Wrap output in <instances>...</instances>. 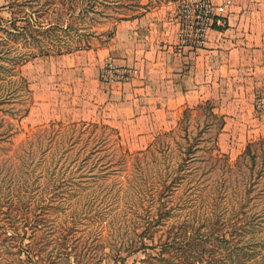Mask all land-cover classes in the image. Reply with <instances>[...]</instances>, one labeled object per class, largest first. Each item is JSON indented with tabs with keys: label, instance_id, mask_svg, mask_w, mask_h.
Segmentation results:
<instances>
[{
	"label": "trees",
	"instance_id": "trees-1",
	"mask_svg": "<svg viewBox=\"0 0 264 264\" xmlns=\"http://www.w3.org/2000/svg\"><path fill=\"white\" fill-rule=\"evenodd\" d=\"M7 1L10 16H0V141L6 143L0 147V236L9 238L6 262L74 258L97 264L106 255L124 260L143 252L132 264H264V137L249 141L235 161L219 164L216 135L224 118L207 100L185 108L177 127L157 134L144 150L122 152L112 145L105 162L98 153L108 147L102 133L108 124L50 121L26 132L21 120L33 92L22 64L91 42L73 24L44 21L46 11L28 7L29 0ZM71 31L78 38L65 41ZM200 113L207 119L193 133L190 119ZM215 125L213 137L201 134ZM202 167L204 174L219 172L199 190L220 199L197 216L187 210L192 190L182 198L181 186ZM234 171L241 173L238 184L230 182Z\"/></svg>",
	"mask_w": 264,
	"mask_h": 264
},
{
	"label": "rangeland",
	"instance_id": "rangeland-1",
	"mask_svg": "<svg viewBox=\"0 0 264 264\" xmlns=\"http://www.w3.org/2000/svg\"><path fill=\"white\" fill-rule=\"evenodd\" d=\"M180 1L29 0L33 6L26 3L28 7L46 11L44 21L61 22L64 26L73 24L81 28L80 31L91 44L90 47L37 55L22 64L21 71L27 76L33 92L31 110L21 120L24 130L32 133L37 126L50 121L84 120L108 124L109 127L102 132L108 138V147L98 153V160L105 162L112 158L113 146H119L122 152L144 150L157 134L177 127L185 108L197 107L207 100L224 118V124L216 135L219 148L217 152L222 156L217 160L218 163L238 159L249 141L264 137V104L261 103L264 99V71L253 70L251 62H246L240 71L237 66L227 67L221 54L211 56L209 64L203 63L201 59L197 60L194 53L189 54L188 48L183 47L191 49L192 46L182 43L179 36L182 23ZM7 3V0H0V16L5 18L10 16ZM16 6L20 8L23 4ZM232 6L242 8L239 9L238 19L247 23L250 36L264 40V0H233L224 11L227 23L219 25L220 27L229 25ZM71 11L76 13L71 14ZM80 11L81 14H78ZM149 12L150 19L158 15L161 19L174 15V26L166 20V33H153L146 39L148 42L154 40L161 47L143 55L146 59L143 67L118 63L108 49L111 37L117 33L118 24ZM153 20L160 21L159 18ZM231 20L233 21V17ZM169 27L171 34L167 32ZM92 30L94 35L88 34ZM71 32V35L64 37L65 41L74 42L78 38ZM210 34L209 31L202 45L193 47H204ZM174 53H178L177 58ZM108 61L117 66H129L133 74L126 79L105 80L102 70ZM206 119L203 113L193 114L189 129L196 132ZM111 128L116 129V132L111 131ZM212 129L214 131L201 134L213 137L216 125ZM24 136V133L18 135L15 145ZM4 144V141H0V147ZM204 152L208 155L210 150ZM209 160L215 158L209 157ZM197 163L198 161H194V164ZM243 168H246L245 165ZM202 170H206V167L199 168L196 174H188L181 186L182 198H188L192 190L193 197L187 201V210H193L197 216L220 199L215 200L212 194L206 197V190H199V186H206L214 181L219 170L207 169L205 174L201 173ZM240 179V171H234L230 182L238 184ZM231 192L232 199L235 200L236 195ZM8 241L9 238L0 236V264H9L6 262L10 255L6 245ZM29 241L24 238V243ZM155 251L148 250L151 253ZM144 255L143 252H138L124 260H115L106 255L97 264H132ZM22 257L25 258L24 253ZM73 260L74 258L65 259L52 264H77Z\"/></svg>",
	"mask_w": 264,
	"mask_h": 264
},
{
	"label": "crops",
	"instance_id": "crops-1",
	"mask_svg": "<svg viewBox=\"0 0 264 264\" xmlns=\"http://www.w3.org/2000/svg\"><path fill=\"white\" fill-rule=\"evenodd\" d=\"M239 9L242 8L232 6L229 25L227 27L214 26L210 30L211 34L204 47H191L190 49L184 46L183 48H188L189 54L194 53L197 60L201 59L206 64H209L211 56L221 54L227 67L237 66L240 71L246 62H251L253 70L264 71V40L250 36L247 32V23L238 19L241 11ZM148 14L150 15V12L140 17L123 20L118 24L117 33L111 37L108 48L110 55H113L118 63L143 67L146 61L143 55L157 51L161 47L154 40L151 39L148 42L146 39L150 38L153 33H166L164 24L167 23L166 20H169L168 24L173 25L174 15L171 14L162 19L158 15L150 19ZM155 18H159L160 21H154ZM169 28L168 33L171 30V27ZM177 54L174 53L175 58Z\"/></svg>",
	"mask_w": 264,
	"mask_h": 264
},
{
	"label": "built area",
	"instance_id": "built-area-1",
	"mask_svg": "<svg viewBox=\"0 0 264 264\" xmlns=\"http://www.w3.org/2000/svg\"><path fill=\"white\" fill-rule=\"evenodd\" d=\"M232 2L233 0H181V42L192 47L202 45L214 25L223 26L227 23L224 11ZM132 74L133 70L129 66H117L112 61H108L102 70V77L110 81L126 79ZM263 101L264 99L262 104Z\"/></svg>",
	"mask_w": 264,
	"mask_h": 264
}]
</instances>
